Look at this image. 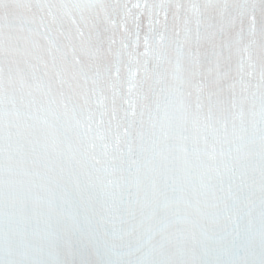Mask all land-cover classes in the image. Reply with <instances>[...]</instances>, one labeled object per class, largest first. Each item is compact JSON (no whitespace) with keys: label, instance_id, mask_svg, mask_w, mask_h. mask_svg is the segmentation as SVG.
<instances>
[{"label":"snow or ice","instance_id":"6c2138e0","mask_svg":"<svg viewBox=\"0 0 264 264\" xmlns=\"http://www.w3.org/2000/svg\"><path fill=\"white\" fill-rule=\"evenodd\" d=\"M0 264H264V0H0Z\"/></svg>","mask_w":264,"mask_h":264}]
</instances>
